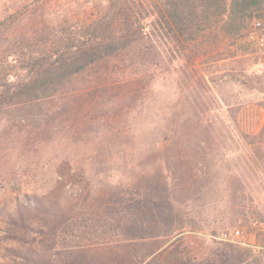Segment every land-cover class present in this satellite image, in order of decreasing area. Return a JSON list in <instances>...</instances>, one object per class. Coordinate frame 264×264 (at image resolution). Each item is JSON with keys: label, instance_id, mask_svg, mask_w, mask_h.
<instances>
[{"label": "trees", "instance_id": "1", "mask_svg": "<svg viewBox=\"0 0 264 264\" xmlns=\"http://www.w3.org/2000/svg\"><path fill=\"white\" fill-rule=\"evenodd\" d=\"M19 1L0 20V52L5 61L12 57L0 65V110L46 106L44 113L54 120L86 129L97 119L87 116L101 113L114 124L117 159L142 166L132 169L128 181L85 195L58 232L64 245L109 242L125 248L112 249L107 260L69 258L68 264H162L156 244L189 225L193 217L179 203L205 182L199 167L205 156L196 163L181 150L214 142L217 124L203 114L183 113L174 100L157 134L161 144L156 140L154 146L160 160L136 158L146 145L137 128L150 107L148 95L159 71L174 70L177 58L192 64L221 39L245 34L255 18L264 24V0H106L82 17L61 0ZM199 80L207 85L204 74ZM106 155L100 151L99 162Z\"/></svg>", "mask_w": 264, "mask_h": 264}, {"label": "rangeland", "instance_id": "2", "mask_svg": "<svg viewBox=\"0 0 264 264\" xmlns=\"http://www.w3.org/2000/svg\"><path fill=\"white\" fill-rule=\"evenodd\" d=\"M105 1L61 0V5L82 17ZM19 3L0 0V20ZM207 50L192 64L181 57L174 70L159 71L137 128L146 145L136 150V158L145 154L155 161L161 154L154 148L156 140L160 143L157 134L174 100L183 113L203 114L217 124L214 142L181 150L196 163L205 156L199 165L205 182L179 203L192 221L158 242L154 254L162 264H264V24L255 18L245 34L221 39ZM6 58L0 52V65ZM44 110H0V264H68L69 258L91 256L107 260L112 249L125 246L64 245L58 232L85 195L128 181L132 169L142 166L117 159L114 124L101 113L87 116L97 119L86 132L82 124L62 123ZM123 130L129 135L127 125ZM123 146H128L127 136ZM104 149L101 163L97 155Z\"/></svg>", "mask_w": 264, "mask_h": 264}, {"label": "built area", "instance_id": "3", "mask_svg": "<svg viewBox=\"0 0 264 264\" xmlns=\"http://www.w3.org/2000/svg\"><path fill=\"white\" fill-rule=\"evenodd\" d=\"M236 234H237V235H239V234H240L239 230H237V231H236Z\"/></svg>", "mask_w": 264, "mask_h": 264}]
</instances>
